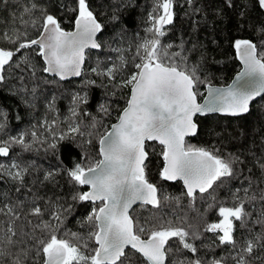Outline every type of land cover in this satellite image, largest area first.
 I'll use <instances>...</instances> for the list:
<instances>
[{
  "label": "snow or ice",
  "instance_id": "6c2138e0",
  "mask_svg": "<svg viewBox=\"0 0 264 264\" xmlns=\"http://www.w3.org/2000/svg\"><path fill=\"white\" fill-rule=\"evenodd\" d=\"M9 3L20 8L13 18L22 27L0 30V92L7 87L28 108H35L39 87L24 83L25 72L37 78L28 50L42 61V73L61 81L84 75L91 50L107 48L115 58L98 59L90 68L105 91L97 115L88 110L89 94L81 89L71 94L61 117L53 93L44 117L12 134L8 112L0 107V264H264V123L256 130L259 142L252 137L251 145L235 153L188 142L200 134V117L246 116L257 97L264 99V22L258 21V37L231 38L242 68L231 84L215 87L199 35L201 0H152L144 35L137 33L134 44L123 13L139 7L137 0L107 5L110 40H103L105 24L95 10L105 7L103 0L95 6L92 0L60 4L72 14L71 30L39 0H0V8ZM178 8L190 31L169 40L180 19ZM229 9L241 17L242 29L254 13L264 15V0H223L217 16L223 20ZM11 79L19 81L18 88L9 85ZM91 86H97L95 79L84 81L85 88ZM125 90L116 122L105 126L115 98ZM150 142L161 146L159 181H181L180 195L167 194L149 179ZM40 152L56 163L43 168L25 157ZM58 177L71 186L67 195L39 194L49 185L60 187ZM219 187L227 189L222 199L215 195ZM198 197L208 202L194 220L187 214H156L165 205L179 207L184 198L194 208ZM138 203L156 212L141 221L132 215ZM85 204L89 207L77 216ZM212 212L217 219L210 221ZM73 218L76 231L68 227Z\"/></svg>",
  "mask_w": 264,
  "mask_h": 264
},
{
  "label": "trees",
  "instance_id": "16d2710c",
  "mask_svg": "<svg viewBox=\"0 0 264 264\" xmlns=\"http://www.w3.org/2000/svg\"><path fill=\"white\" fill-rule=\"evenodd\" d=\"M102 0H92L93 5L101 3ZM105 2L104 8H95L99 13H102L100 20L105 24V30L103 33V40H110L112 33V24L109 22L108 17L111 15V9L107 7L109 3L116 4L120 0H103ZM244 0H237V3H243ZM43 6L47 7L50 11L57 14L63 26L66 29L71 30L72 24L69 17L71 13H66L63 8L59 5L66 3L72 6V0H39ZM139 7H136L131 14L129 12L123 13V18L127 28L128 41L134 44L139 37L144 35L145 22L147 20V12L151 10L152 0H137ZM183 3V0H181ZM201 4L204 5L205 11L202 13L203 19H201V29L199 35L204 39L207 46V73L212 81L213 85L226 86L230 83L233 76L239 71L240 65L235 56V51L231 47V38L234 37H258V28L260 24L258 21L264 22V15L254 13L253 16L248 20L247 24L243 25L241 29V17H239L236 12L232 10H227L226 15L221 20L217 16V9L223 6V0H201ZM20 8L13 3H9L7 7L0 8V30H7L11 27H22L18 19L13 18V13H19ZM177 11L180 13V19L177 20L176 25L172 32L169 33L167 39L174 40L182 34L184 31H190L188 23L183 18V12L178 8ZM30 35L35 37L36 31L30 29ZM139 34V37L136 34ZM211 34V35H209ZM215 40V43H208L209 40ZM32 56L33 63L37 66V78L33 79L29 73L25 72L24 83L31 89L33 85H39L37 88V99L35 101V108H28L23 99L19 95H12L7 87L3 88L0 92V107L4 108L8 112L9 128L12 134L21 131L31 123H35L42 119L46 112V98L55 93L58 95L57 106L60 110L61 117L67 115V110L71 101V94L74 92H79L81 89L88 92L90 98V104L87 106L88 110L92 112L93 115H97L96 107L98 102L105 99V91L101 84V79L96 77L90 72V68L96 65L97 60H105V58L111 55L115 58V53H110L107 48L102 51H90L85 64L84 75L78 80H72L63 82L57 78H52L41 72L43 63L39 57L35 56V53L28 50V53ZM18 75V74H17ZM89 79H95L97 86L84 87V81ZM44 80L51 81L50 83H44ZM9 85L16 88L19 87V81L17 79L9 80ZM201 91L204 93L205 89L201 87ZM127 95V90L119 93L115 98V103L112 104V114L110 117L105 118V126L110 127L112 123L116 121V117L119 112V108L124 106V99L121 96ZM203 97L200 98V101ZM29 99L31 97L29 96ZM112 98H109L111 102ZM19 115L21 119L17 121L15 117ZM200 134L197 137H193L188 140L189 143L195 144L197 146L212 147L216 146L221 149L224 154L235 153L243 150L241 145L249 146L251 145V138L254 137L257 142H259V134L257 129L264 123V99H259L252 105V111L250 114L242 117H221L217 115L200 117ZM104 129H100L103 131ZM247 133L249 139H245L242 135ZM98 148L95 145L91 149L93 154ZM149 152L151 155V165L149 169V179L153 183L162 185L164 191L172 196H178L183 191V186L180 182H168L164 183L158 179V171L162 165V160L159 157V152L161 151V146L157 143H150ZM26 158L35 159L37 164L41 165L43 168H48L50 164H55V159L49 154L45 155L43 152L39 154L36 153H26ZM251 167V164H249ZM60 187H54L49 185L46 188L40 190V195H46V197H54L59 195L61 197L67 195L70 189L65 181L66 178L58 177ZM233 184L239 186L237 182L233 181ZM35 191V190H34ZM227 193V189L224 187H219L216 189L215 195L218 198H224ZM208 200L207 198L201 199L197 198L194 208L189 206L187 198H184L182 204L177 207L175 204L165 205L164 208L157 212V215H165L171 218L173 214L184 215L187 214L189 220H194L197 216V212L204 211ZM89 205L85 204L79 206L77 210V216L82 215ZM150 212H156V210L148 208H142L140 205L134 208L132 215L139 218L141 221L150 215ZM208 219L215 220L217 217L214 212L208 214ZM68 227L73 231L78 229L76 224V219L73 218L69 221ZM239 235V233H238ZM221 255H227L221 251V249L216 250ZM228 264H233L231 260Z\"/></svg>",
  "mask_w": 264,
  "mask_h": 264
},
{
  "label": "water",
  "instance_id": "95a60500",
  "mask_svg": "<svg viewBox=\"0 0 264 264\" xmlns=\"http://www.w3.org/2000/svg\"><path fill=\"white\" fill-rule=\"evenodd\" d=\"M91 51H97V50H91ZM238 63H239V65H240V69H239V71L241 70V68H242V65H241V63H240V61L238 60ZM238 71V72H239ZM237 72V73H238ZM237 73L233 76V78H232V80L230 81V83L229 84H231L232 83V81L235 79V77H236V75H237ZM47 76H49V77H52V78H57V79H59L58 77H55V76H52V75H49V74H46ZM78 79H80V77H71V78H69L68 80H65V81H63V82H67V81H72V80H78ZM215 87H226V86H217V85H214ZM204 94L206 95V90L204 91ZM260 99V97H257L256 98V101L257 100H259ZM255 101V102H256ZM201 103H203V98H202V100L200 101ZM212 115H217V116H221V117H229V118H235V117H230V116H226V115H223V114H220V113H212V114H208L207 116H212ZM202 118V117H201ZM116 122V121H115ZM114 122V123H115ZM193 138V137H192ZM189 139H191V138H189ZM150 143H157V142H150ZM158 144V143H157ZM176 182H180L181 184H182V182L181 181H176ZM182 186H183V184H182ZM137 206H139V203L138 204H136V205H134L133 206V208H136Z\"/></svg>",
  "mask_w": 264,
  "mask_h": 264
}]
</instances>
